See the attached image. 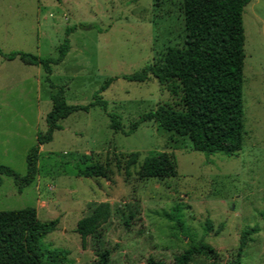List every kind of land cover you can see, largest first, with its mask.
I'll list each match as a JSON object with an SVG mask.
<instances>
[{
  "label": "rangeland",
  "instance_id": "374dc122",
  "mask_svg": "<svg viewBox=\"0 0 264 264\" xmlns=\"http://www.w3.org/2000/svg\"><path fill=\"white\" fill-rule=\"evenodd\" d=\"M180 0H0V49L42 57L59 55L66 38L71 48L53 65L51 83L40 65L0 55V165L21 175L27 155L46 131L51 93L63 89L69 104L107 102L61 120L62 129L40 148L39 172L22 191L3 175L0 211L35 207L42 221L58 219L57 229L41 238L44 249L69 251L71 264H93L109 248V264H147L150 256L173 262L191 243L203 241L218 252L216 264H229L240 235L255 228L241 264H264V0L245 7L243 98L245 130L241 150L232 156L190 148L188 139L147 121L131 125L159 104L179 101L156 76L138 82L131 75L155 60L168 45L183 39ZM73 29L68 35L67 30ZM109 78L114 81L100 92ZM118 116L122 130L111 127ZM139 154L129 168L130 156ZM156 152L173 155L177 175L143 178L140 167ZM100 165L106 176L82 175ZM100 202L111 215L102 238L91 235L86 248L77 222ZM133 212L129 225L125 219ZM213 260L195 256L190 264Z\"/></svg>",
  "mask_w": 264,
  "mask_h": 264
},
{
  "label": "trees",
  "instance_id": "16d2710c",
  "mask_svg": "<svg viewBox=\"0 0 264 264\" xmlns=\"http://www.w3.org/2000/svg\"><path fill=\"white\" fill-rule=\"evenodd\" d=\"M157 3L160 0H155ZM184 16L183 39L180 44L168 45L155 60L141 70L123 77L144 82L151 75L158 78L161 86L172 95L178 96L175 105L159 104L143 114L131 125L129 134L141 123L154 121L159 129L188 139L190 148L208 155L221 152L236 155L243 146L245 111L243 98L245 65V7L251 0H180ZM73 29L69 28V35ZM71 48L68 38L59 46V55L42 57L25 51L0 55L5 59L19 58L27 65H40L51 83L53 65L64 61ZM115 78L107 79L100 87L104 91ZM51 87H54L51 83ZM63 89L51 93L52 109L46 115V131L37 133V144L27 155V172L21 175L10 166L0 165V185L3 175L13 176L19 190L32 184L39 172L40 148L53 140L54 132L62 129L61 120L74 112L88 111L100 105L107 108V102L98 98L90 105L69 104ZM111 127L122 130L118 116H111ZM139 154L133 153L127 164H136ZM86 177H105L102 166L91 165L81 171ZM139 175L143 178L164 179L177 175V164L166 152H156L145 157ZM111 215L109 202H100L91 213L77 222L76 231L81 236L82 247L86 248L88 236L102 238L101 227ZM133 212L125 219L129 225ZM59 220L42 221L37 209L29 206L21 209L0 211V264H71L69 251L44 249L41 238L57 229ZM257 230L247 228L240 235V244L234 260L229 264H241L243 250L253 241ZM109 248L98 250L93 264H109ZM195 256L212 259L216 264V249L203 241L191 243L174 256L171 263L150 256L147 264H190Z\"/></svg>",
  "mask_w": 264,
  "mask_h": 264
}]
</instances>
